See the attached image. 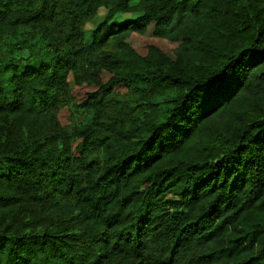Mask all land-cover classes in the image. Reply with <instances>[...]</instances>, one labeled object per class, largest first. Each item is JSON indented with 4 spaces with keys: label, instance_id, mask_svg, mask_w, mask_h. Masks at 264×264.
Listing matches in <instances>:
<instances>
[{
    "label": "trees",
    "instance_id": "trees-1",
    "mask_svg": "<svg viewBox=\"0 0 264 264\" xmlns=\"http://www.w3.org/2000/svg\"><path fill=\"white\" fill-rule=\"evenodd\" d=\"M24 27L44 55L0 54V264H264V0H0V52Z\"/></svg>",
    "mask_w": 264,
    "mask_h": 264
},
{
    "label": "rangeland",
    "instance_id": "rangeland-1",
    "mask_svg": "<svg viewBox=\"0 0 264 264\" xmlns=\"http://www.w3.org/2000/svg\"><path fill=\"white\" fill-rule=\"evenodd\" d=\"M36 3H37V0H32V1L29 0V6H33ZM106 15H107V10L100 9V10H98L96 15L91 20L84 23L83 32H84V37H85L86 42L91 41V35H92L93 31L104 20ZM139 15H140V13L117 14L113 18L112 22L120 24V23H124L127 21H132L136 17H138ZM14 37L22 38V39H29L33 43V47H31V49H29V50L26 49L27 51H21L18 54L8 53V52H0L1 56H3V58H7V57L8 58H15L18 56L26 55L29 52H31V53L35 52L41 58L43 57V55H44L43 46H44L45 41L42 40V38L39 34H36L35 29H33L31 27H24L21 30L17 31L15 33ZM166 52H169V50H167ZM85 118H86V113H84L82 111H77L74 113L73 123L75 125L82 123V122H84ZM62 122L66 123V120L62 119Z\"/></svg>",
    "mask_w": 264,
    "mask_h": 264
}]
</instances>
